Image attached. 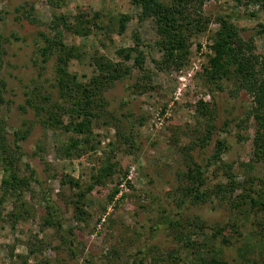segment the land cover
<instances>
[{"label": "rangeland", "instance_id": "1", "mask_svg": "<svg viewBox=\"0 0 264 264\" xmlns=\"http://www.w3.org/2000/svg\"><path fill=\"white\" fill-rule=\"evenodd\" d=\"M261 2L207 0L201 13L209 22L204 31L189 39L184 63L159 69L153 61L162 54L154 44V23L140 21V7L131 0H65L60 8L45 0H0L4 15L0 31L7 38L1 67L7 83L2 113L9 124V138L24 120L33 122L29 136L19 142L23 154L16 159V172L28 184H21L12 196L2 195L0 185V264H129L138 248L150 249L147 264H202V255L207 259L218 255L223 264H264V196L254 204L242 196L249 186L260 189L264 162L253 155L252 120L245 128L236 126L245 117L251 98L235 88L234 79L222 81L219 89L200 77L213 55L210 45L219 26L217 19L237 9L254 11L264 20ZM54 13H64L73 23L71 30L60 28L64 44L74 49L69 71L83 83L97 73V61L121 59L116 53L120 48L138 44L144 54L142 69L129 59L125 64L131 65V74L104 92L109 113L103 111L92 122L91 139L81 143L86 151L79 157L61 155L67 132L51 125L44 128L32 110L25 113L19 108L27 90L52 83L55 56L43 63L36 53L42 36L54 33L49 26ZM81 13L87 17H79ZM122 15L129 17L121 31ZM232 22L240 38L252 40L255 52L264 56V26L244 18ZM83 25L86 28L81 30ZM198 99L214 102L216 115L209 121L218 127L227 122L230 133L226 136L229 149L221 158L229 172L213 166L208 184L226 183L228 175H233L240 186L229 198L215 195L205 202L186 201L179 206L186 199L184 149L204 128L205 120H197L194 113ZM238 129L242 137L236 134ZM199 150L188 151L195 158ZM204 155H209L208 149ZM109 163L103 183L89 189L95 183L92 174ZM31 169L59 205L65 230L43 226L46 203ZM3 174L0 165V184ZM67 177L78 179L80 186L71 187L65 182ZM116 185L119 192L109 199ZM76 201L82 214L74 209ZM159 209L178 219L191 240L206 242L200 254L181 246L164 225L157 224ZM195 221L206 225L204 236L198 235ZM216 227L221 234L211 238ZM63 233L78 243L76 255L63 242ZM225 235L229 244L221 242ZM170 254H175V260L169 259Z\"/></svg>", "mask_w": 264, "mask_h": 264}, {"label": "trees", "instance_id": "2", "mask_svg": "<svg viewBox=\"0 0 264 264\" xmlns=\"http://www.w3.org/2000/svg\"><path fill=\"white\" fill-rule=\"evenodd\" d=\"M45 1L54 8H60L65 3V0ZM131 1L140 7L141 11L138 14L140 21L151 19L154 23L156 33L154 44L162 53L159 59H153L157 68L177 67L183 64L188 55L189 39L204 31L209 22V19L201 13L202 7L207 0ZM251 1H262L260 6L264 10V0ZM3 16V10L0 8V21H2ZM80 16L87 17V14L81 13ZM94 17H97V15L95 14L92 18ZM128 17V15L120 17L121 31ZM241 18L256 20L261 26H264V22L260 21L263 19L254 11L241 12L236 9L219 17L217 19L219 26L215 32L213 43L210 45L213 49V55L209 57L208 65L200 73V77L209 84H215L216 88L219 89L223 88L222 81L234 79L235 88L244 90L250 96L249 109L245 117L241 118L236 126L240 129L245 128L249 120H252L254 126L252 138L253 155L256 159L264 162V56L255 52V44L252 40L244 41L240 38L232 19L238 20ZM86 22L90 23V18ZM72 25L73 23L69 21V18L64 13L53 14L49 26L54 33L53 35L44 34L42 36L43 41L38 42L36 53V56L43 63L48 62L55 56L52 83L47 88L35 85L34 88L27 90L25 102L19 107L25 113H28V110H32L44 128L51 125L68 133L67 143H64L60 149L61 155L64 157H79L86 151V149L81 147V143H89L92 136V122L103 111L109 113L107 108L108 101L104 96V92L116 80L130 75L131 65L142 69L144 60L143 51L139 49L138 44L120 48L116 53L121 54V59L111 60L105 58L97 61V73L92 75L86 83H83L76 74L69 71V61L74 57V49L72 45L67 46L64 44L63 33L60 28V26H63L66 30H71ZM84 28H86L85 25L80 26L81 30ZM6 41L7 38L0 31V165L3 167L4 172L0 185L2 195L12 196L16 194V190L19 187L23 184L27 185L29 182L26 178L18 176L16 159L23 154L19 142L29 136L33 122L24 120L22 127L14 128L12 138H9L6 131V127L9 124L5 114L2 113V107L6 104L5 93L7 90L6 80L1 73ZM131 58H133V64H125ZM42 68H45L44 65ZM50 79L46 78V81ZM213 103V101L198 99L193 106L196 119H204L205 122L201 133L197 134L195 139L184 149L187 170L185 173L183 172V177L187 182L183 188V195L186 199L180 200L179 206L185 204L186 201L194 204L205 202L215 195L229 198L231 193L240 186L233 175H228L226 183L208 184V172L212 171L210 169L213 166L214 168L225 170L226 174H228L230 169L221 159L222 155L229 149L226 136L230 133L225 127L227 122L223 123V127H218L209 121L212 116L216 115ZM236 134L241 136L239 129ZM195 147L200 148V153L197 155L198 158L195 157L196 159L188 151ZM90 148L93 149L94 147L91 146ZM207 149L209 150V155L205 156ZM202 151L203 153H201ZM27 165L29 164L27 163ZM110 167V163L104 167L100 166L97 174H92L95 183L88 188L90 189L95 184L103 183L104 178L110 172ZM31 176L38 184L41 198L46 203V215L43 218V226L53 227L59 232L63 229L62 211L53 199L49 189L41 184L39 177L34 173V169H31ZM125 176L126 173H124ZM65 182H68L73 188L80 186L79 180L72 177H67ZM246 191L247 193L242 196L254 204L260 196H264V180L261 181L260 189H254L249 186ZM118 192L119 188L116 185L112 189L109 199H112ZM81 194L83 192L79 193L78 200L81 198ZM255 194L257 195L256 197ZM74 203L76 204L74 209H77L78 214H82L83 210L78 206V201ZM159 217L160 221L157 224L164 225L168 233L173 235L172 238L184 248L191 249L192 253L197 252L200 254L204 246L207 245L202 239L198 241L191 240L190 234L181 229L179 220L166 215L163 209L159 211ZM178 225L180 228L177 227ZM193 226L199 230L198 235L204 236L206 225L204 226L203 223L195 221ZM68 232L70 235L72 234L70 229H68ZM220 232V228L216 227L211 238H215L217 234H221ZM61 237L72 253L76 255L75 248L78 247V243L76 244L73 239L68 238L64 233L61 234ZM221 242L229 244L230 239L225 235ZM149 250L138 248L129 264H147L146 258L150 255ZM202 256H200L202 264H223L218 255H213L209 259ZM175 258V254H170V260H175ZM85 260L90 262L87 259ZM23 264L30 263L23 262Z\"/></svg>", "mask_w": 264, "mask_h": 264}]
</instances>
